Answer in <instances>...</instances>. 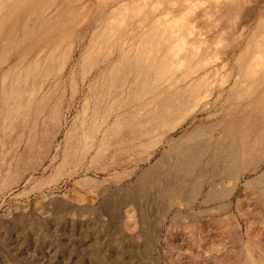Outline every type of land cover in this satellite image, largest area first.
Segmentation results:
<instances>
[{
  "label": "rangeland",
  "instance_id": "rangeland-1",
  "mask_svg": "<svg viewBox=\"0 0 264 264\" xmlns=\"http://www.w3.org/2000/svg\"><path fill=\"white\" fill-rule=\"evenodd\" d=\"M187 1L57 0L58 3H68L72 8V15L63 14L60 21L63 23V33L65 32L63 38L66 39L65 43L69 44V60L58 74L59 83L55 87L50 86L52 83L40 81L43 84L39 82V85H35L32 96L37 98L39 94L41 96L44 94L47 96L45 98L47 102L49 100V103L58 107L55 117L56 128L52 130L55 138L46 145L50 150V156L57 152L58 158L52 164L48 159L47 167L35 174V180L33 179L25 190L21 184L1 199L0 264H232L233 261L242 259L238 255L248 252L256 255L253 256L254 260L264 264V221L258 216L250 215L249 203L252 202L247 198L244 200L241 195L246 194L242 187L245 181L255 176L252 168L258 165L257 169L260 171L257 170L256 174L264 170V144L253 146L241 161L240 170L245 175L234 191L232 179L227 178L225 174L216 173L211 178L212 166L205 167V156L200 168L190 173L186 170V162H176L167 156L164 162L158 161L164 149L170 151V146L177 143L178 137L198 127H203L202 136L198 138L199 146L208 144L210 146L218 137L220 123L226 120L229 105L233 101L248 104L246 115L256 116L262 113L260 112L262 108L249 104L253 100L264 99V81H259L255 87L248 88L247 84L238 86L236 94L234 93L231 98H228L227 94L237 75L236 59L241 51L250 41L256 43L257 40L264 39V0H189V3ZM43 3V0H33L31 3L29 12L35 10L34 15H31L32 20L37 18L41 11H44V14L49 11L55 12V5L47 7ZM122 3L123 6H120ZM156 3L158 5H155ZM39 4L42 5L37 8ZM131 4H137L142 12L151 10V7L158 8L152 17L145 19L144 24L147 26L152 25L158 17L164 22L163 14L169 21L177 19L178 26L181 27L182 24L183 27L179 33H184L181 35L184 36L185 42H188L185 43L184 50L191 51L194 46L199 45L200 48L196 46L199 49L197 51L202 55H214L213 59L218 58L201 71V74L208 71L207 75L211 76L207 77L205 85L206 87L212 85V89L207 87V90L213 91L205 100L207 107L196 111L197 113L194 112L195 114L190 115L183 125L169 132L166 138L171 141L170 143L165 142L154 149L140 145L149 140V135L139 134L143 132L142 127L147 125L141 121L145 120V117L149 118L151 114L149 111L157 99L168 97L172 80L163 82L161 89L163 92L159 90L160 97L156 98L155 93L159 92L154 91V83H150L149 90L147 91V88L143 90L142 98L136 97V101L130 102L132 104L127 103V107L121 112L119 109L118 113L132 110L133 115L136 114L133 116L135 120L127 125L128 128L109 129V126L115 125V113L107 120H99V123L91 121L92 125H89L91 122H88L91 120L88 117L92 112L90 107L95 108L97 103L95 99L99 101L102 98L98 95L103 93L105 104L107 101L106 84L96 82L100 80L98 76L104 72L108 62L117 58L120 46L124 45L121 49H125L132 41L134 43L131 44L136 45V31L133 33L131 28L135 27V23L141 22L143 14L135 6L129 9ZM187 4L190 11H186ZM167 13L168 17L165 15ZM44 14L41 16L45 19ZM121 17L125 20L121 21ZM124 23L129 24L128 30L123 27ZM104 25L121 28L117 35L106 42L105 48L99 53L96 65L84 72L81 63L87 49L85 47H88L92 33ZM169 30L168 33H172ZM44 32L46 31H42ZM58 32V26H53L45 35L54 43ZM168 33L163 36L162 43L163 40L169 42L168 39L176 38L173 36L175 33L170 37ZM38 36L28 48H39L44 45L45 39L43 41V38ZM212 38H215V41ZM61 47L64 46L61 44ZM15 53L12 52L9 61L14 62L17 54ZM254 53L256 59L261 54V61L264 63V52ZM7 65L4 64L0 69V76ZM224 80L226 81L223 84L219 82ZM211 81L214 84L208 85ZM117 86L111 87L114 91H111V95L114 97L116 95L122 100L125 96L119 92L120 86ZM114 97L113 99H117ZM84 102L88 103L85 108L88 107V111L90 110V114L83 113L88 118L83 122L90 128H85V131L94 132L96 135L94 143L90 145L91 151L81 160V153L71 156L74 162L71 160L68 168L77 160L81 162L76 174L70 177L64 174L55 175L54 169L62 159L63 149L66 147L64 139L68 131L73 133L68 145L70 149L81 150L80 148L87 147L77 144L81 136L79 134L84 128L75 130L81 124L79 119L82 117ZM141 105H144L143 108ZM139 119L141 121H136ZM72 123L74 124L71 128ZM93 125L101 127L94 129L91 128ZM108 132L113 135L108 137L107 143V137L105 139L104 135H109ZM254 133L251 132L252 138L248 137L250 142L260 136V139L264 138L263 131H260L257 137ZM253 136L256 138L253 139ZM130 138L131 140L127 142L126 140ZM102 140L107 148L101 143ZM98 141L100 142L97 146ZM1 145V153H6L8 146L6 143ZM95 148L105 150L100 151L99 156L94 157L92 162L91 157ZM199 173L203 174L206 180L202 193L190 197V191L196 187L195 180L200 178ZM33 185L35 186L31 187ZM212 185H215V193L207 197L206 194Z\"/></svg>",
  "mask_w": 264,
  "mask_h": 264
},
{
  "label": "bare ground",
  "instance_id": "bare-ground-1",
  "mask_svg": "<svg viewBox=\"0 0 264 264\" xmlns=\"http://www.w3.org/2000/svg\"><path fill=\"white\" fill-rule=\"evenodd\" d=\"M43 1V4L47 7H50L52 4L53 6L55 5V12L49 11L47 14H44V11H41V13L45 15V19L40 13V15H37V18L32 20L31 15H34L35 10L29 12V9L31 8L33 0H0V69L4 64L5 66L8 64L5 71L0 76V144L3 146L6 143L8 146L6 153H1L0 151V201L6 194L12 192L14 188L21 184L24 185L25 190L35 180V174L47 167L46 161L48 159H50L52 164L58 158L57 152L53 154V156H50V150L46 146L47 143L53 141L55 138V134L52 133V130L56 128L55 117L58 113V107L56 108V104L49 103V100L47 102L45 99L47 96L44 94H42V96L39 94V97L34 98L32 96L34 94L32 93V89L35 88V85H39L40 81L43 83H52L50 86L53 87L59 83L57 76L69 60V44H66V39L63 38L65 32L63 33L64 27L63 23L60 21L63 14H68L69 16L72 15V8L68 5V3H58L57 0ZM40 5L42 4H39L37 8H39ZM155 5L158 4L156 3ZM188 5L189 4H187L186 11H190L188 10L190 7ZM190 5L192 6L193 4L190 3ZM120 6H123V3L122 5L120 4ZM134 6L140 10L137 4L129 5V9H132ZM155 9L158 8L151 7V10H144V12L140 10L142 12L141 14H143L141 22L135 23V27L131 28L134 31H132L133 33L136 31V45L133 46L132 44L134 42L132 41L133 43L131 42V44L128 41V43H130L127 45L128 50L127 48H125L126 50L121 49L124 45L120 46V49L117 52V58L108 62L105 65L104 72L98 76V80H100L96 82L106 84V104L103 99V93L98 95L100 98L102 96V98L99 101L95 99L97 103L95 104V108L90 107L92 109L90 114L88 107L85 108L88 103L84 102L82 117L79 116L81 118L79 119L81 120L79 121L81 124H79L75 130L84 128V131L79 134L81 136H79L77 144H83V146L87 145V147H79L81 150L76 148L70 149L68 145L71 141V137L73 138V133L68 131L64 139L66 147L63 149L62 159H60L61 161H59L58 165L54 169L55 175L59 176V174H64L70 177L78 172V166H81V164H79L81 162L78 160L74 165L72 164V166H70L71 168H68L67 166L71 163V160L74 162L71 156H76L77 153H81V160L91 151V144L94 143V137L96 135L94 132L85 131V128H89L87 127L88 122L98 121L99 123V120H107L110 115L115 113V125L113 124L112 126H109V129L111 127L118 130L128 128L127 125L135 120L133 116L136 114L133 115L132 110L118 113L119 109L121 112V110H125V107H127L126 105H128L127 103L132 104L130 102L136 101V97H138V99L140 97L142 98L144 94L143 90H146L147 88L148 91V88H150L148 86L152 83H154L153 88L155 90L153 88L152 89L159 92V90L163 87L164 81L172 80V86L169 87L170 91L168 97L160 100L157 99V101L153 103L154 107H152L151 111H149L151 112L149 118L145 117V120L142 121L140 119L136 120L141 121L143 124H147L142 127L143 132L139 134L141 135L143 133L142 136L149 135V140H145L146 142L141 143V146L148 149H154L158 145L165 142L170 143L171 141L166 138L169 132L183 125V123H185V121L194 112L203 110L207 107V102H205V100L213 94V91H211L212 85L210 87L207 86L211 88L210 90H207L205 85L208 81H206V79L211 76L207 75L208 71H205V73L203 72V74H201V71L204 67L210 66L212 62L214 63V60L217 61L218 58L213 59L214 55H202L197 51L198 47L196 46L199 45L194 46L192 43V47L194 46L195 48H191V51L184 50L186 43L184 36H182L184 33H181L182 35L179 33L180 28L183 30V27L182 24H180L181 27L178 26L179 21L177 19H170L171 21H169L163 14L162 16L164 18V22H161L158 17L152 25H145V19L152 17V14L156 11ZM126 10L128 9L126 8ZM140 11H137V13H140ZM186 11L183 12L186 13ZM165 15L167 16L168 13ZM120 19L121 21L125 20L124 17H121ZM53 26H58L59 32L58 37L54 40L55 42L51 43L45 34L50 32V29H52ZM128 26V23H124L123 27H126L128 30ZM187 26H184V28ZM119 28L104 25L100 26L99 29L92 33L89 45L88 47H85L87 48L86 50L84 48L85 53L82 57L81 67L84 72L89 71L96 65L98 56L100 55L99 53L103 50V48H105L106 42L108 43L115 34L117 35ZM168 30L175 34L173 35L172 33H168ZM42 31L46 32L42 33ZM166 33L169 34V37L172 34L176 38L168 39L169 42H165V40H163L164 42L162 43V38ZM37 36H41L40 38H43V41L45 39L44 45L39 48H28L30 43H33V41L36 40L35 37ZM214 39L212 38V40ZM38 44L40 43L38 42ZM61 44L64 47H61ZM200 44L202 45V43ZM254 49H257L255 51L264 52V39L261 38L257 40L256 43H251L250 41L237 57V75L235 76L234 81H232V85L229 87L227 94L228 98H231L234 93L236 94L238 86L241 87V85L247 84L248 88L250 86L255 87L256 83L264 81V63L261 61L262 55L260 54L258 59H256ZM14 51L17 54L15 53L16 56L14 57V62H11L9 61V58L11 60V54ZM228 76H226V78ZM51 80L52 82H50ZM225 81L226 80L219 82H222L223 84ZM43 83L40 82V84ZM212 83L214 84V82L211 81L208 85ZM117 84L119 85L117 86ZM220 84L221 83H219V85ZM113 86H120L119 88L122 91L119 89V92L125 96L124 99L119 100L116 95L115 97L111 95V93L114 92L111 87L115 88ZM165 90H167V88H165ZM161 92L163 91L161 90ZM243 92L241 93L243 94ZM248 92L249 91L247 89L246 93ZM35 93H37V91ZM164 93L166 92L164 91ZM117 95L119 94L117 93ZM155 95L157 98L158 96H161V93H155ZM113 97L118 100L113 99ZM86 98L88 99V96ZM233 102L229 105L226 120L223 121V123H220V132L218 137L214 140L212 139L213 141L210 146L209 144L199 146L198 138L202 136L201 133H203V127H198L196 130L178 137V140L176 139L177 143H172L169 148L170 151L164 149L158 161L161 163L164 162L167 156L176 162H186V170L190 173L194 172V169L197 170L200 168L201 161L205 156V167L212 166L213 174L211 175V178H213L216 173L221 175L225 174L227 178L232 179V191H234L245 175V173L240 170L242 167L240 165L241 161L245 159L247 152L253 149V146L264 144V138L262 137V139H260V135V138L258 137L256 140H251V142L248 140V137L252 135L251 132H255L254 135L257 137L259 132L263 131L264 136V99H262V101L253 100L249 104V106L252 105L253 107L262 108L260 109V112L262 113L256 116L245 114L248 104L246 105L245 103ZM143 106L141 105L142 108ZM138 110H140V108ZM83 113L90 114L88 117L91 120L89 119L90 121L86 122L87 125L84 124L83 120L88 118H86V115H83ZM73 124L74 123H72L71 128L73 127ZM89 125H92V122ZM100 127V125L91 126V128L94 129H99ZM76 132L78 134V131ZM139 134L138 136H140ZM110 135L113 134L104 135L105 139L107 137V143L109 142L108 140ZM250 137L252 138V136ZM256 137L253 136V139ZM131 138L126 141L128 142ZM126 141H123V143ZM99 142L100 141L97 142V146L99 145ZM119 142H121V140H119ZM101 143L104 144V140H102ZM110 143L112 144L114 142ZM73 146L75 145H72V147ZM106 146L107 145H105V147ZM102 147L103 146H101V148ZM103 150L95 148L93 150L94 154L91 157V161L93 162V158H97V155L99 156V153ZM208 152L209 154L207 155ZM261 158L262 156L259 157V159ZM170 163L172 166L171 161ZM257 166L258 165L252 168V172L255 173V176L246 180L242 186L246 194L242 193L241 195L244 197V200L247 198L250 199V202H252L249 203V206H251L250 215L258 216L262 221H264V170L256 174L257 170H259L257 169ZM198 176H200V178L195 180L194 186L196 185V187L193 191H190V197H195L202 193L206 180H204L203 174L200 175L199 173ZM35 185L31 187H34ZM214 190L215 185H212L206 196L210 197L211 195H214ZM256 229L258 230L257 227ZM251 232L253 233L254 230H251ZM238 256L242 259H237L238 261L235 259L236 262L233 261V263L260 264L257 262L258 260H254L253 256L256 257V255L251 252H248V254H240ZM229 262L231 263V261Z\"/></svg>",
  "mask_w": 264,
  "mask_h": 264
}]
</instances>
